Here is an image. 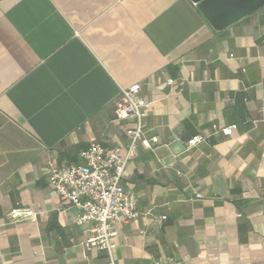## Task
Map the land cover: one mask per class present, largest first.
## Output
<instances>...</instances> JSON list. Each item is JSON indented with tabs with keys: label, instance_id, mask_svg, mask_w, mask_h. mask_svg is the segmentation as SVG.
<instances>
[{
	"label": "crops",
	"instance_id": "obj_1",
	"mask_svg": "<svg viewBox=\"0 0 264 264\" xmlns=\"http://www.w3.org/2000/svg\"><path fill=\"white\" fill-rule=\"evenodd\" d=\"M135 84L162 144L125 170L140 215L115 224L116 264H264V6L216 30L192 0H0V264L110 261L49 174L128 144ZM18 205L38 219L9 221Z\"/></svg>",
	"mask_w": 264,
	"mask_h": 264
},
{
	"label": "built area",
	"instance_id": "obj_2",
	"mask_svg": "<svg viewBox=\"0 0 264 264\" xmlns=\"http://www.w3.org/2000/svg\"><path fill=\"white\" fill-rule=\"evenodd\" d=\"M173 83L171 79L167 81L169 85ZM141 89L139 84L122 88L123 100L117 116L135 124L127 131L129 142L126 146L106 148L91 143L81 152V163L52 166L50 169L51 193L78 210L75 222L86 227L88 232L85 247L107 252L111 258L103 264H116L113 259L118 236L115 224L122 219L134 220L140 215L137 197L123 184L131 155L139 146L155 149L162 144L158 135L147 134L145 120L152 108V102L141 95ZM214 128L218 129L216 125ZM237 129L238 125H231L221 128L220 132L225 137H231ZM203 140L204 137L196 136L187 145L193 147ZM38 216L39 213L31 207L21 205L13 207L7 213V219L11 222L36 221ZM161 219L165 220L166 216ZM154 264H176V261L173 257H162Z\"/></svg>",
	"mask_w": 264,
	"mask_h": 264
},
{
	"label": "water",
	"instance_id": "obj_3",
	"mask_svg": "<svg viewBox=\"0 0 264 264\" xmlns=\"http://www.w3.org/2000/svg\"><path fill=\"white\" fill-rule=\"evenodd\" d=\"M205 19L216 30H223L264 6V0H192ZM171 145L179 146L175 137Z\"/></svg>",
	"mask_w": 264,
	"mask_h": 264
}]
</instances>
